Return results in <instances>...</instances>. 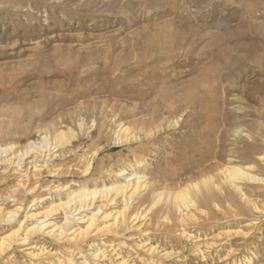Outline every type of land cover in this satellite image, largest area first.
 I'll return each mask as SVG.
<instances>
[{"label":"rangeland","instance_id":"obj_1","mask_svg":"<svg viewBox=\"0 0 264 264\" xmlns=\"http://www.w3.org/2000/svg\"><path fill=\"white\" fill-rule=\"evenodd\" d=\"M44 135V151L0 164V220L20 209L0 242L33 209L123 183L119 171L149 187L124 227L20 235L0 264H264V0H0V147ZM226 167L263 183L237 191ZM182 188L193 208L174 205Z\"/></svg>","mask_w":264,"mask_h":264},{"label":"bare ground","instance_id":"obj_2","mask_svg":"<svg viewBox=\"0 0 264 264\" xmlns=\"http://www.w3.org/2000/svg\"><path fill=\"white\" fill-rule=\"evenodd\" d=\"M179 4H180V2H179ZM177 5H178V2H177ZM196 14H198V13H196ZM179 21H181V20H179ZM179 21H177V24ZM242 23H243V21H242ZM177 34H178V32H177ZM171 36H172V34H171ZM67 134L69 135L70 133L68 131H64V130L57 131L55 136H54V145H56L58 147L59 146L62 147V145L65 144V137ZM117 137L119 140H121V137H119V135H117ZM130 138H128V139H130ZM39 144L40 145L42 144L45 147L50 145L48 137L46 135H44L41 137V143H36L34 141L31 143H28L23 149H20V150H15V148L12 145L11 146L9 145L7 147L6 146L0 147V160H1L0 164H2V163L3 164L4 163L13 164L15 162L11 163V159L16 158L17 162L15 163V165H16V167H19L21 165L22 160L24 158H26L28 154L32 153L33 150L44 151L45 148L43 149V146H39ZM34 163H35V161H34ZM38 164H40V163H38ZM90 167H91V163L89 162L87 164V168L85 169L86 172L88 170H90ZM223 175L226 179L225 181H227V183L237 191H239L241 189V188H239V186H237L235 184V181H237V180L242 179L245 181L247 180L249 182L250 181L251 182L260 181V179L258 177L250 176L248 173H246L244 170L240 169L239 167H228V168L226 167L223 169ZM117 176L122 177L124 182L123 183L122 182L121 183H119V182L118 183H112L111 185H102L101 187H98V188L80 187L77 190H74L73 192L68 194L67 198L65 200H60L56 203L51 202L52 204L49 203V205L45 209H42L41 211H35V209H33L34 210L33 213L32 212L26 213L25 216H23V219L21 218V220L17 221L16 228L13 231H11L9 234H6L5 237H2V241L0 242V253H2L4 250H6L5 248L8 245V242H10L11 240H14L15 237L17 239L20 235H22L23 237H21L19 241H21V243L24 244L27 241V237L30 234L35 233V232H42L45 235H49L51 237H56V238L64 236L67 233L69 235L70 234L73 235L76 232V235L74 237V241H75V239H78V238H81V239L86 238L89 235L91 230L96 229L98 221L106 222V221H108V219L110 217H112V220H113V222L111 224L112 227L115 228L117 226H123L125 224V219L127 217H129V216H127L128 215L127 213H129V210H130V204L133 202L134 199L139 198L138 196L141 193H143L144 190H146V187L148 186L147 185L148 180L144 177V175L141 176L140 174L137 175L136 173L127 174L123 170L119 171L117 173ZM260 182H258V183H260ZM261 183H263V182H261ZM206 184H205V186H206ZM217 191L219 192L220 190H217ZM199 194H200V191H199ZM161 196H162V194L159 193V194H157L156 197H155V195L153 197L158 198V200H156V201H160L159 199L161 198ZM168 198L170 200V197H168ZM118 199H121L120 202L122 203V207L120 206L121 207L120 210L115 212L114 214L113 213H107L106 212L107 205H109V206L115 205L116 201H118ZM172 199H173V203L177 207V209H180L181 207L182 208L184 207L186 209L188 207L193 208L196 204L190 198L189 190L187 188H182V189L178 190L177 192H175ZM46 200H49V198L47 197V198L33 199L31 201L32 205L29 207V209L33 206H36L37 203H43ZM153 200H155V199H153ZM35 201H37V202L35 203ZM96 201H98V205H96V203H97ZM195 201H197V200H195ZM103 202H105L106 204H103ZM154 202H153V204H154ZM165 205L167 206V204H165ZM170 205L172 206V204H170ZM199 206H201V205L199 204ZM151 207H150V209H151ZM204 207H205V205H204ZM167 208L168 207L165 208V206H164V210H166ZM160 209H162V208H160ZM19 210L20 209L18 208L16 210H12L10 212L5 213L4 217H2L0 221L4 222V223L11 224L18 217L19 212H20ZM86 211H90V212L87 213V215L79 216L84 212L86 213ZM169 211H171V210H169ZM75 212L77 213L76 215L79 216V218L76 219V221H75L74 217L72 216V214ZM136 212H137V210H136ZM138 212H140V211H138ZM138 212L136 214H133V215L129 214L131 216L132 222L141 218V215H138ZM56 213L57 214L60 213L63 216L62 221L60 223H53L52 221H50V219ZM143 213H144V211L142 212V214ZM147 213H144V214H147ZM163 213H166V212L163 211ZM167 213H169V212H167ZM1 214H2V211L0 209V216H1ZM187 215H188V213H187ZM29 220L31 223L29 225H26L27 221H29ZM127 221H128V218H127ZM74 222H77V223L73 225ZM103 228L106 229V227H103ZM103 228H101V229L104 230ZM109 228H110V226H109ZM117 228H119V227H117ZM108 229H106V231H110ZM114 231H116V230H114ZM77 241H79V240H77ZM100 255H102L100 250H95L91 253V256L94 259L99 258ZM34 256H35V254H34ZM31 257H32V255H31ZM68 261H69V263L72 262L70 259Z\"/></svg>","mask_w":264,"mask_h":264}]
</instances>
